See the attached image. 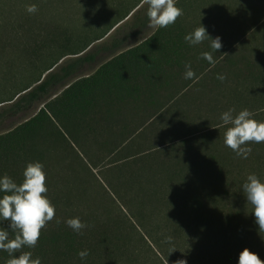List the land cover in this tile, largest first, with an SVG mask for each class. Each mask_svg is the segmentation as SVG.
<instances>
[{
    "label": "crops",
    "instance_id": "0c3cea01",
    "mask_svg": "<svg viewBox=\"0 0 264 264\" xmlns=\"http://www.w3.org/2000/svg\"><path fill=\"white\" fill-rule=\"evenodd\" d=\"M233 3L235 7L237 2ZM230 4L231 0H176L183 15L175 24L155 29L148 27L147 5L141 7L140 1L114 24L123 30L108 47H86L72 54L73 59L86 56L85 62L67 86L47 99L54 100L66 87L80 82L68 93L70 111L58 116L59 129L125 213L126 205L149 202L161 203L160 210L169 209V197L179 200L183 195L179 201L189 202L190 193L186 194L181 187L184 184H180L189 176L179 175L182 167L176 165L183 162V157L164 154H175L184 141L185 149L187 143L195 144L196 139L189 138L198 134L205 133L207 141L215 144L204 155L210 158L208 170L213 172L210 187L218 186L221 143L216 141L217 134L212 135V124L201 125L211 121L213 113L209 111L215 106L219 109L224 97L239 98V87L245 89L246 81L262 80L264 76V53L258 47H237L239 40L234 33L233 41L228 35L233 29L238 33L240 24L236 21L240 17L243 20L247 11L233 13L234 22L229 25L222 23L232 18ZM200 24L211 38H221L222 48L213 53L214 67L201 58V53L211 51L209 40L195 46L184 40ZM189 62L196 77H200L198 81L184 79L185 64ZM218 75L226 79L221 82ZM261 109L264 103L254 108L252 118L254 112L263 116ZM167 162L172 164L164 165ZM197 168L189 163L186 171H191L194 179H204ZM165 177L180 181L167 183ZM177 204L173 203V210L179 208Z\"/></svg>",
    "mask_w": 264,
    "mask_h": 264
},
{
    "label": "rangeland",
    "instance_id": "374dc122",
    "mask_svg": "<svg viewBox=\"0 0 264 264\" xmlns=\"http://www.w3.org/2000/svg\"><path fill=\"white\" fill-rule=\"evenodd\" d=\"M232 1L237 2L235 7L234 3L232 6ZM137 2L138 0H40L35 4L38 8L35 14L17 15L18 11L8 18L0 17V135L34 116L48 99L40 98L20 112H8L19 91L35 86L44 77L46 73L43 72L47 68L52 67V70L58 71L73 59L72 54L61 58L63 54L86 47H108L112 39L117 38L123 30L115 25L112 27L121 16L120 13L126 10L123 5L128 4L133 9ZM4 8L0 5V10ZM230 10L232 18L223 20V25L234 22L233 13L247 11L243 20L240 17L236 21L241 27L238 33L237 29L228 32L232 41L234 33V38L239 40L237 47H258L264 53V0H231ZM108 32H112L110 36H107ZM245 83V89L238 88L239 98L235 99L232 95L224 97L219 109L214 104L215 108L209 111L213 113L211 121L201 125L207 127L212 124V135L217 134L216 141L221 143L218 148L222 152L221 172L216 175L219 176L216 188L210 187L209 179L213 172L208 170L210 158L204 155L215 144L207 141L205 133L189 138H195L196 145L189 142L185 149L184 141L181 149H175V154H164V157H183V162L176 165L182 167L179 175H188L189 178L172 181L165 177L164 181H180V184H184L181 187L186 194L190 193L189 202L179 201L183 196L181 195L179 200L168 198L171 203L167 206L169 209L164 207L160 210L161 203L153 202L126 205L128 215L125 213V218L120 213L121 204L102 190L103 186L86 165L84 167L79 162H70L68 159L56 160L60 157L55 156L52 160V173L46 175V178H53L51 181L54 182L56 191L69 193L75 204L83 208L80 211L87 212V209H91L89 212L98 216V221L101 217V221L115 222L119 227L125 228L118 237L130 240L131 248L137 256L135 264H175L177 260H186L187 264H238L239 254L245 248L264 261V232L259 233L252 214L253 207L247 203L242 189L247 176L252 173L264 182V143L245 145L252 148V153L247 159L238 158L223 143L224 133L231 125L218 127L221 124L220 115L230 108H235V116L241 110L252 112L255 107L263 105L264 76L262 80L260 78ZM232 91L231 89L230 92ZM54 92L57 89H52L50 95ZM203 113L205 111L201 110V114ZM254 113L256 115L252 119L264 122V115ZM157 158L161 159V156ZM83 162L85 164L84 159ZM68 163L75 165L71 168ZM189 163H195L201 171L200 175L205 178L194 179L190 174L192 172L186 171ZM168 164L172 163L164 165ZM192 186H196V189H191ZM49 192L48 190L47 194ZM176 202L179 208L173 210L176 207L173 203ZM76 208L78 209L75 206L74 209ZM128 219L140 233L131 228ZM167 237L172 238L170 243L165 242ZM144 239L154 251L148 249Z\"/></svg>",
    "mask_w": 264,
    "mask_h": 264
},
{
    "label": "trees",
    "instance_id": "16d2710c",
    "mask_svg": "<svg viewBox=\"0 0 264 264\" xmlns=\"http://www.w3.org/2000/svg\"><path fill=\"white\" fill-rule=\"evenodd\" d=\"M38 1L40 0H0L1 8L5 7L4 10H0V17L8 18L18 11L20 12L17 15L26 14V6L36 4ZM140 1L138 0L137 3ZM123 6L126 10L120 13L121 16L118 17L115 24L132 10L128 4ZM148 42L149 39L145 43ZM77 53L63 54L61 58ZM85 60L86 56L73 59L61 66L58 71L52 70V67L47 68L43 72L46 75L41 80L39 79L35 86L23 88L15 95L17 99L12 103L8 112H20L40 98H49L52 89L60 90L67 86L69 79ZM81 82L84 83L85 79ZM79 83L69 85L54 100L46 102L34 116L20 123L11 131L0 135V178L7 175L18 185L21 184L23 171L30 162L42 163L44 169L48 170L46 175H51L54 167L52 160L55 156L60 157L56 160L68 159L70 162H79L85 167L86 164L75 148L71 146L68 136L59 129L61 126L58 119V116L64 113L68 114L70 111L68 93L72 89H76ZM68 164L71 168L75 165V163ZM51 179L46 178V187L50 191L48 194L46 193V196L55 206V219L41 231L39 242L35 248L23 247L13 256L18 257L22 252L30 251L33 259L37 257L41 259V264H135L137 256L134 254V249L131 248L130 240L118 237V234L122 233L125 228L119 227L115 222L101 221V217L98 221V216L89 212L92 211L91 209H87V212L80 211L83 208L75 204L69 193H63L62 190L56 191ZM102 190L108 194L103 187ZM4 194L6 193H0V198ZM75 206L78 209L75 210ZM120 213L127 218L122 209ZM75 217H79L81 222L88 225L83 229V235H77L65 223L68 219ZM129 222L132 225L131 228L140 233L130 220ZM0 229L9 231V239L14 238L15 234L11 232L8 221H0ZM144 244L150 251L153 250L145 239ZM82 250L89 252L88 257L83 261L78 256V252ZM9 258L7 252L0 250V264H6Z\"/></svg>",
    "mask_w": 264,
    "mask_h": 264
},
{
    "label": "clouds",
    "instance_id": "9594fccd",
    "mask_svg": "<svg viewBox=\"0 0 264 264\" xmlns=\"http://www.w3.org/2000/svg\"><path fill=\"white\" fill-rule=\"evenodd\" d=\"M144 5H147L146 16L149 28H167L175 24L183 15V10L176 7V0H141L140 6ZM26 11L29 14H35L38 8L35 4L27 5ZM184 40L190 46L209 40L211 51L201 53V58L215 66L216 60L213 53H217L222 48L220 37L211 38L206 28L200 24L192 33L186 35ZM184 79L195 81L200 79L196 77L190 62L185 64ZM217 79L223 82L226 77L218 75ZM234 112L235 108L223 112L219 117L221 124L218 127L231 125L224 133L223 143L238 158L247 159L252 153V148L245 145L264 143V122L252 119L253 113L247 109L233 116ZM43 169L44 165L40 162L28 163L23 171V182L19 185L7 175L0 178V193H6L0 198V221H8L11 232L15 234L13 239H9V231L0 229V250L7 252L10 257L6 264H41V259L39 257L33 259L30 251L22 252L18 257H14L13 254L23 247L35 248L41 231L55 219V206L46 196L48 188L46 173ZM242 189L247 203L253 207L252 214L259 233L264 232V182L252 173L247 176ZM65 223L77 235H83V229L88 227L79 217L70 218ZM171 239L167 237L165 242L170 243ZM88 255L87 250L78 252L82 261ZM175 264H187V261L177 260ZM238 264H264V261L245 248L239 254Z\"/></svg>",
    "mask_w": 264,
    "mask_h": 264
}]
</instances>
